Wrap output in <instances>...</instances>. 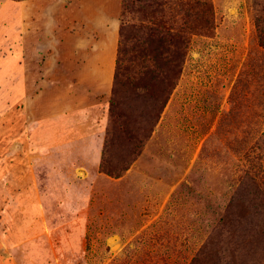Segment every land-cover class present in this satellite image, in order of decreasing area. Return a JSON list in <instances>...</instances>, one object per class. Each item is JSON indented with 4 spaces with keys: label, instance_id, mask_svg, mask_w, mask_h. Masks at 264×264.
<instances>
[{
    "label": "rangeland",
    "instance_id": "1",
    "mask_svg": "<svg viewBox=\"0 0 264 264\" xmlns=\"http://www.w3.org/2000/svg\"><path fill=\"white\" fill-rule=\"evenodd\" d=\"M182 1L0 0V264H264V0Z\"/></svg>",
    "mask_w": 264,
    "mask_h": 264
},
{
    "label": "trees",
    "instance_id": "2",
    "mask_svg": "<svg viewBox=\"0 0 264 264\" xmlns=\"http://www.w3.org/2000/svg\"><path fill=\"white\" fill-rule=\"evenodd\" d=\"M15 1H21V0H15ZM141 1V0H140ZM132 3V0H125V13L129 11V6ZM255 6V13H257L255 21L258 28L259 33V39L260 43L264 45V18L261 17V13L258 12L256 7L258 6L254 2ZM182 7L186 9L187 12H190L191 14H197L200 16V23L199 26L203 27V29H206L208 32H210L214 27V10L213 6L210 3L209 0H183L182 1ZM264 13V9L262 10ZM124 13V15H125ZM153 22V20H151ZM149 36L155 39L156 37L162 38L161 40L164 42H167L169 45L177 47V51L175 54L176 57H173V62H175L176 68H175V74L173 75V82L167 84L166 86L163 84L162 86H157L158 93L155 95L154 100L159 103V109L163 108L166 104V101L168 100L170 94L172 93L175 85V80L179 77L180 74V64L184 59V49L187 48V38L185 34H180L179 31H175L173 28L169 27L168 24L165 21H162V19L158 20L157 22H153L152 26L147 29ZM125 38L122 32V40L120 42L119 46V53H118V60H117V74H116V84L115 87L120 83L121 76L123 75V71H125L124 63L127 61V54L130 52L127 50V47L125 46ZM174 72V71H173ZM134 88L137 90H144V92H147V87L141 86L138 83L132 84V82H129ZM127 85V83H125ZM124 85V86H125ZM160 95V96H159ZM161 97V98H160ZM117 108V103L112 101L111 103V111L114 112V109Z\"/></svg>",
    "mask_w": 264,
    "mask_h": 264
},
{
    "label": "crops",
    "instance_id": "3",
    "mask_svg": "<svg viewBox=\"0 0 264 264\" xmlns=\"http://www.w3.org/2000/svg\"><path fill=\"white\" fill-rule=\"evenodd\" d=\"M25 3H29V2H27V1L20 2V9H19L20 11L22 10V15H23L22 21H23V23L25 22V20H24L25 19V15L27 14L26 13V8H25V5H26ZM36 10H38V9H36ZM29 26H30V24H29Z\"/></svg>",
    "mask_w": 264,
    "mask_h": 264
}]
</instances>
